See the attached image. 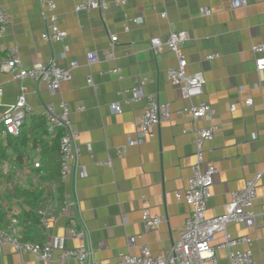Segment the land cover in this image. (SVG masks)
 <instances>
[{"label":"crops","instance_id":"obj_1","mask_svg":"<svg viewBox=\"0 0 264 264\" xmlns=\"http://www.w3.org/2000/svg\"><path fill=\"white\" fill-rule=\"evenodd\" d=\"M54 1L58 24L68 34L62 43L42 40L48 12L38 0H0L11 18L0 42L4 56L0 61V120L24 88L33 111L22 130L38 138L37 143L27 146L9 145L8 158L0 164V212L6 217V225L17 217L23 241L44 242L47 235L36 211L56 192L59 212L64 206L68 208L66 213H59L49 235L70 249L91 245L96 249L93 264L115 263L120 253L138 254L142 246L153 256L164 254L180 239L189 217L188 205L177 194L187 190L197 162L195 130L210 124L217 131L213 140L204 144L203 168L212 165L217 174L206 217L224 214L233 194L242 192L250 180L257 182L254 204L259 211L264 205V71L256 70L251 46L264 42V0H247L248 6L238 10L232 9L231 0H130L124 8L107 0L110 7L106 12H76L79 0ZM203 9L211 15H202ZM138 19L142 21L135 22ZM171 31L189 33L182 48L188 62L186 72L203 73L206 84L198 100L214 110L211 120L194 122L180 113L195 100L184 99L169 83L167 72L177 66V59L167 48L154 53L149 47L152 38ZM111 36L118 38L114 45ZM14 48L24 68L51 60L62 69L73 62L79 67L72 71V80L52 94L47 84L17 81L2 69ZM88 53L98 60L89 63ZM212 54L219 57L207 61ZM114 69L120 70L119 74L113 73ZM138 78L148 80L144 96H157L170 107L171 115L153 137L131 146V141L140 140L136 124L146 106V98L129 103L130 90ZM249 99L253 106H246ZM61 102L69 105L81 148L80 171L69 176L65 185L59 179L56 137L46 135L41 125L46 107L54 105L59 113ZM113 104L121 107V114L112 112ZM36 163L41 167L34 168ZM35 191L42 194L41 203L31 208L29 194ZM145 208L161 218L157 230L145 232ZM72 222L86 228L87 237L82 242L70 236ZM227 231L232 238H250L251 248L240 245L234 250H250L255 264H264L261 224L257 228L229 224ZM131 237L138 239L129 249ZM223 241L219 234L213 246ZM59 254L55 252L52 262H43L0 243V264H77L59 260ZM215 257L216 263L205 264H231L224 249L216 248Z\"/></svg>","mask_w":264,"mask_h":264},{"label":"built area","instance_id":"obj_2","mask_svg":"<svg viewBox=\"0 0 264 264\" xmlns=\"http://www.w3.org/2000/svg\"><path fill=\"white\" fill-rule=\"evenodd\" d=\"M40 6L48 12L46 27L41 35L43 41L48 43H62L68 36L67 32L62 30L58 24L57 5L54 0H38ZM130 0H113L117 7H126ZM247 0H231V7L234 10L246 8ZM110 7L107 0H79L75 6L76 12L81 11H100L106 12ZM202 15H211L210 11L201 10ZM166 18V14L162 15ZM141 19L135 22H141ZM11 24L10 15L0 5V42L5 36ZM128 31V27H125ZM189 33L186 31H171L164 37L152 38L149 47L154 53L162 52L167 48L177 59V66L167 72L169 83L177 88L182 97L186 100L194 101L188 107L181 110V114L189 116L194 122L201 119L211 120L214 110L205 101L198 99L204 94L206 84L203 73L188 74L186 69L188 62L182 54V48L189 40ZM111 44L114 45L118 38L111 36ZM251 54L254 58L255 68L258 72L264 71V42L251 46ZM219 57V54L207 56V61H213ZM89 63H94L98 57L92 53L87 54ZM79 67L78 62L71 63L69 68L62 69L58 67L55 60L47 63H37L30 68H24L20 60L18 50L11 49L7 60L2 69L13 75L14 80L23 81L30 79L40 81L48 85L52 94H56L62 83L72 80V71ZM113 73L119 74L120 70L114 69ZM122 79V76L119 75ZM88 83L92 85V81ZM148 83L146 78H138L136 86L130 90L132 98L129 103H137L146 100L145 109L136 124L137 134L140 140L130 142L131 146L139 144L141 140L154 136L159 126L169 121L171 110L167 104L161 103L157 96H144L143 87ZM3 96V89L0 85V97ZM246 106H253V100L245 102ZM60 112L56 111L54 105H49L45 109L46 133L49 136L59 138L60 168L59 179L62 185L67 183L69 176L80 171L79 159L81 148L78 143L79 132L75 128L71 118L69 105L66 102L59 104ZM83 110V108H79ZM111 110L115 114H121L122 110L118 104L111 105ZM236 107L232 108L235 111ZM32 107L27 101L25 89L21 88V93L14 105L9 107L0 120L4 127V135L19 137L25 121L32 113ZM217 131V127L210 124L195 130L196 137V156L197 162L192 168V176L188 180V188L184 194H177L178 199H182L189 207V217L187 218L180 239L173 244L171 249L157 256H153L146 246H142L138 254L120 253L115 263L105 264H205L207 262H217L215 249H224L228 253L231 264H255L252 253L248 251H235L234 248L245 245L251 248L253 241L248 237L232 238L228 233L229 224L243 225L245 228H257L259 224L264 227V205L260 210L255 209L257 182L250 180L242 192L233 194L232 201L225 206V213L213 218H207L208 202L211 198V189L214 185V179L217 170L212 165L203 168V150L205 142L212 141ZM41 167L36 163L34 168ZM147 204V202H145ZM68 206H64L59 212V203L57 193L54 198L39 208L36 213L39 223L45 231L47 238L42 243L23 241L19 236V220L12 217L6 228H0V243L10 245L20 255L31 254L43 262H52L55 258V252L60 251L59 260L63 262L74 261L77 264H93L92 258L96 251L92 246L81 244L78 248L70 249L49 235L57 217L67 212ZM159 216L150 214L148 208L143 210L142 222L145 232L157 230L161 224ZM70 236L82 242L87 237V230L80 222H72L69 227ZM223 235L224 241L217 247L213 246L217 235ZM137 239L131 237L128 239V248L136 246ZM103 244H100V248Z\"/></svg>","mask_w":264,"mask_h":264},{"label":"trees","instance_id":"obj_3","mask_svg":"<svg viewBox=\"0 0 264 264\" xmlns=\"http://www.w3.org/2000/svg\"><path fill=\"white\" fill-rule=\"evenodd\" d=\"M3 54L0 53V61L2 59ZM42 129L44 131V133L47 135L46 133V124L43 121L42 122ZM60 133L58 134V136L56 137V148L59 149V138H60ZM37 143L38 142V138H31L29 137V135L24 132L23 130L21 131V134L19 137L14 138L11 135H4V127L0 124V164L4 161L7 160L8 158V147L9 145L15 143L18 146H27L30 143ZM25 193V192H23ZM30 197L33 199V201L30 203L31 208L37 207L40 203H41V196L42 194L39 191H35L31 194H29ZM6 217L4 214H2L0 212V228L4 229L6 228Z\"/></svg>","mask_w":264,"mask_h":264}]
</instances>
